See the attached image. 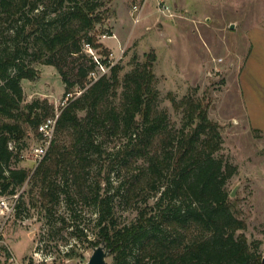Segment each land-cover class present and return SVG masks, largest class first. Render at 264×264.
<instances>
[{
  "label": "trees",
  "instance_id": "trees-1",
  "mask_svg": "<svg viewBox=\"0 0 264 264\" xmlns=\"http://www.w3.org/2000/svg\"><path fill=\"white\" fill-rule=\"evenodd\" d=\"M109 18L104 0H0V196L19 194L31 179L49 218L62 201L70 210L93 190L101 238L93 245L105 241L113 264H264L260 242H249L227 190L237 168L222 154L210 104L169 93L182 114L177 128L159 105L155 51L120 78L122 65L112 64L95 34ZM37 64L57 71L68 102L30 177L18 167L28 132L40 142L39 126L57 112L47 99L26 101L22 85L41 77ZM100 66L109 72L101 74ZM107 139L120 144L106 172L118 175L120 200L142 205L125 226L113 218L110 198L99 200L102 183L91 188L90 171Z\"/></svg>",
  "mask_w": 264,
  "mask_h": 264
},
{
  "label": "rangeland",
  "instance_id": "rangeland-1",
  "mask_svg": "<svg viewBox=\"0 0 264 264\" xmlns=\"http://www.w3.org/2000/svg\"><path fill=\"white\" fill-rule=\"evenodd\" d=\"M165 1L172 16L159 10L157 0H104L110 18L96 26L95 34L109 48L112 64L122 65L121 79L133 68L134 61L144 62L147 53L156 52L154 73L159 105L168 111L177 128L182 125V114L174 111L167 99L169 93L179 100L193 95L210 104L209 117L220 125L222 154L237 168L227 190L229 194L236 190V196L231 198L235 210L247 223L249 242H260L264 258V131L250 124L243 106V88H251L260 102V107L252 109V118L264 127V0ZM144 5L140 23L134 24L133 8ZM107 31L113 35L103 38ZM254 43L259 50L254 57L259 58L249 62ZM36 67L41 77L22 85L26 101L47 99L60 112L68 99L57 71L38 64ZM105 72L109 69L100 70L101 74ZM253 80L261 86L260 91L259 86L255 89L252 85ZM30 134L31 131L18 167L28 169L32 177L40 163L33 155L34 149L42 143ZM102 143L101 155L95 156L90 171L91 188L101 182L99 200L110 198L113 218L121 226L129 225L137 219L142 205L130 207L120 200L116 190L118 175L108 177L106 173L120 144L115 139ZM104 178L110 185L106 186ZM92 191L87 202L67 210L62 201L47 218L37 201L38 188L33 187L31 179L27 181L17 191V203H22L19 213L0 212V262L9 263L7 251L10 256L15 252L21 264H86L93 248L102 243L93 245L101 238L99 207ZM106 262L113 264V256L109 255Z\"/></svg>",
  "mask_w": 264,
  "mask_h": 264
},
{
  "label": "built area",
  "instance_id": "built-area-1",
  "mask_svg": "<svg viewBox=\"0 0 264 264\" xmlns=\"http://www.w3.org/2000/svg\"><path fill=\"white\" fill-rule=\"evenodd\" d=\"M157 6L162 13L169 14L172 16V11L169 8V5L166 3L165 0H157ZM144 7L145 5L142 7L133 8L132 17H133L134 24L140 23L142 16H143ZM104 37H106V35H104L103 38ZM88 49L89 51H91L90 48ZM94 58H95V61L99 64L98 59L96 57ZM100 70L105 71V68L103 66H100ZM59 114L60 112H56L55 117L48 118L38 128V133H39V136L41 139L40 141L42 145L34 149L33 155L36 159L39 160V162H41V160L46 156L47 151L50 147V144L52 143L55 137L56 122H57ZM17 202H18V195L0 196V212L2 214H4L5 211L9 213H15V210L18 204ZM8 259H10L8 264H21L13 255H11L10 258Z\"/></svg>",
  "mask_w": 264,
  "mask_h": 264
},
{
  "label": "crops",
  "instance_id": "crops-1",
  "mask_svg": "<svg viewBox=\"0 0 264 264\" xmlns=\"http://www.w3.org/2000/svg\"><path fill=\"white\" fill-rule=\"evenodd\" d=\"M257 43V42H256ZM256 43H254L253 44V50H252V54H251V56H250V58H249V62H250V60L254 57V53L256 52V51H259L258 49H257V47L255 46V44ZM261 51H264V50H261ZM260 51V52H261ZM255 58V57H254ZM259 58V56H257V58H255V59H258ZM249 64V63H248ZM254 84H255V86H254ZM252 85L255 87V89H256V86H259V91L262 89V88H260L261 86L258 84V82H256V81H254L253 80V83H252ZM246 87H248V84H246L245 85ZM243 87H244V85H243ZM243 90H244V101H243V106H244V108H245V111H247V115H248V120H249V122H250V124L254 127V128H256V129H258V130H261V131H264V127H262L259 123H257L253 118H252V109L253 108H257L258 106L260 107V102H257V97H255L252 93H253V91H252V93H251V88H249V90H247L245 87L243 88ZM264 96V95H263ZM256 99V100H255ZM262 101H264V100H262ZM10 250L12 251V249L10 248ZM12 252H14V251H12ZM16 259H17V254L14 252L13 254H12ZM19 258V257H18ZM0 264H3V263H1L0 262Z\"/></svg>",
  "mask_w": 264,
  "mask_h": 264
},
{
  "label": "water",
  "instance_id": "water-1",
  "mask_svg": "<svg viewBox=\"0 0 264 264\" xmlns=\"http://www.w3.org/2000/svg\"><path fill=\"white\" fill-rule=\"evenodd\" d=\"M236 196V190L230 194V198ZM107 244L103 241L100 245L93 248V254L86 264H107L106 259L110 255V250L106 248Z\"/></svg>",
  "mask_w": 264,
  "mask_h": 264
}]
</instances>
